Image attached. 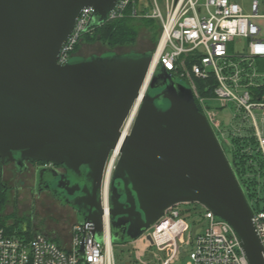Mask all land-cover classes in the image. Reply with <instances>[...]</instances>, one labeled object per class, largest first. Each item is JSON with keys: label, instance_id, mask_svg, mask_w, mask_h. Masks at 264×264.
Listing matches in <instances>:
<instances>
[{"label": "water", "instance_id": "water-1", "mask_svg": "<svg viewBox=\"0 0 264 264\" xmlns=\"http://www.w3.org/2000/svg\"><path fill=\"white\" fill-rule=\"evenodd\" d=\"M118 1L0 0V159L62 165L67 174L39 175H51L62 204L99 241L107 164L155 52L110 51L65 65L58 57L85 7L94 8L93 27ZM227 152L191 86L160 64L112 173V240L132 242L170 206L197 203L231 224L250 264H264L253 208Z\"/></svg>", "mask_w": 264, "mask_h": 264}, {"label": "built area", "instance_id": "built-area-1", "mask_svg": "<svg viewBox=\"0 0 264 264\" xmlns=\"http://www.w3.org/2000/svg\"><path fill=\"white\" fill-rule=\"evenodd\" d=\"M162 2L164 9L159 0H119L106 20L131 16L152 18L160 24V41L154 54L157 59L147 89L162 64L191 86L197 104L221 139H226L227 133L220 131L217 113L209 109L208 102L217 101L221 106L232 102L236 106L233 131L251 130L264 161V9L261 10L260 1L251 0L249 11L238 0ZM93 13L92 6L82 10L60 51L59 64L68 63L84 35L93 32L96 26L88 27ZM198 81L207 82L204 89H210L211 96L200 94ZM140 96L141 91L129 115ZM255 111L262 112V125ZM105 202L102 195L105 210L102 241L93 237L91 224H73L70 243L66 246L44 232L34 231L30 238L22 237L8 233L0 224V264H115L109 197L108 207ZM183 204L191 203L170 206L139 238L131 242L135 245L137 264H149L147 260L156 256L153 253L148 257L146 253L153 245L158 251L168 253L161 255L163 259L159 264H177L186 248H191L187 264H250L229 222L199 204L193 215L196 219L189 223L187 216L191 211ZM252 220L264 249V210H253ZM197 222H204V225ZM186 231L190 233L189 240L182 242Z\"/></svg>", "mask_w": 264, "mask_h": 264}, {"label": "rangeland", "instance_id": "rangeland-1", "mask_svg": "<svg viewBox=\"0 0 264 264\" xmlns=\"http://www.w3.org/2000/svg\"><path fill=\"white\" fill-rule=\"evenodd\" d=\"M238 1L244 4L246 10L249 11L251 0ZM259 1L262 5L261 10L263 11L264 0ZM159 2L164 9L162 0H159ZM138 19L139 25L137 28V38L133 44L118 46L111 49L109 46L99 41L92 44L81 42V47L71 59L87 57L92 54L106 55L109 54L110 51H116L118 53L156 52L160 38L156 35L154 25L152 23L149 25L145 21L143 23V18ZM262 68L264 70V66ZM208 106L212 112L217 113V119L220 121L221 126L220 131H224L228 135L230 130H234L232 119L236 111V106L232 102L228 103L226 106H221L217 101H209ZM255 114L257 115L259 124L262 125V112L255 111ZM131 129L132 127L130 128V131ZM119 157L120 154L116 159L115 165ZM4 169L5 171L2 182L6 186V202L0 220H3L8 228L13 224H16L18 221L19 226L22 225L21 222H27L30 224V230L44 232L49 236L51 235V237H54L63 246L69 245L71 228L73 224L76 223L75 213L71 208L61 206L60 203L54 200L48 193L38 195L32 192L31 188L35 181V171L33 168H30L28 171L21 174L16 172L13 164L6 165ZM249 203L255 206L254 201H250ZM183 206H185V204H183ZM198 206L199 204L196 205V203H191L185 206L186 209L191 211L189 216H187L189 223L196 219L193 215L196 211L195 208H198ZM261 206H264L263 201H261ZM196 224L204 225V222H197ZM10 230L13 232L12 227ZM189 235V231H186L182 236V242L189 240ZM112 243L115 264H137V255L133 243L119 244L115 243L113 240ZM190 251L191 248H186L185 252L181 254V258L177 264H187ZM146 253L148 257H150L151 254L156 253L155 257H150V259L147 260L149 264H159L163 259V257L161 258V255H168L167 252L158 251L154 245L150 247Z\"/></svg>", "mask_w": 264, "mask_h": 264}, {"label": "trees", "instance_id": "trees-1", "mask_svg": "<svg viewBox=\"0 0 264 264\" xmlns=\"http://www.w3.org/2000/svg\"><path fill=\"white\" fill-rule=\"evenodd\" d=\"M142 21L143 23L145 21L149 25L152 23L156 29V35L160 38L161 26L155 19L143 18ZM138 22V18L131 16L106 21L101 25L94 26L95 29L93 32L84 35L81 42L92 44L99 41L109 46L111 49L118 46L131 45L137 38ZM81 42L76 45L74 49L75 54L81 47ZM197 83L201 95H212L210 89H204L207 82L198 81ZM209 83H212V81H209ZM199 109L202 110L200 105ZM221 140L225 142V147L228 150L227 156L248 201L255 202V206L251 205L253 210H264V206H261V201L264 202V161L253 132L248 129L243 130L241 133H235L230 130L226 139ZM5 187L4 183L0 180V217L6 202ZM18 223L19 221L11 226L13 228L12 232L10 230L11 227L8 228L6 223L0 220V224L8 233H15L22 237L25 235L30 238L32 232H34L30 230V224L21 222L22 225L25 224V227H23L22 225L19 226Z\"/></svg>", "mask_w": 264, "mask_h": 264}, {"label": "flooded vegetation", "instance_id": "flooded-vegetation-1", "mask_svg": "<svg viewBox=\"0 0 264 264\" xmlns=\"http://www.w3.org/2000/svg\"><path fill=\"white\" fill-rule=\"evenodd\" d=\"M99 25V24H98ZM96 25V26H98ZM8 164H13L14 168L16 170L17 173L21 174L24 173L26 171H28L30 168H33L35 171V181H34V185L31 188L33 193H36L38 195L42 194V193H48L51 195V197L58 201L60 203L61 206H65V207H69L71 208V210L75 213V217H76V223H78L79 218H78V212L76 209H74L72 206H70L69 204H62V191H58L55 189V187L52 185L51 186V175H48L47 173H43L42 175L40 173L41 170H45V171H51L52 173L55 174H67L65 168L60 165V166H55L52 164H48L45 162H30V161H23V163L21 164V166L17 165V160L13 159L12 161L8 162V163H2L1 159H0V180L2 181L3 177H4V171H5V166ZM111 183V182H110ZM108 197L110 200V185L108 186ZM110 221H111V216H110ZM111 235H112V230H111Z\"/></svg>", "mask_w": 264, "mask_h": 264}, {"label": "bare ground", "instance_id": "bare-ground-1", "mask_svg": "<svg viewBox=\"0 0 264 264\" xmlns=\"http://www.w3.org/2000/svg\"><path fill=\"white\" fill-rule=\"evenodd\" d=\"M156 59H157V55L154 57V59H153L154 61L151 64V70L148 73L146 82L144 83L143 88L141 90V96L138 99L137 103L134 105L129 117L127 118L126 122L124 123V125L122 127L121 141H120L119 145L117 146V148L112 151L109 162L107 164L105 179H104V184H103L104 202L106 201L105 204L107 205V207H108V186L110 185V182H111V177H112V173L114 171L113 169L115 167V162H116L117 157L120 154L121 144L124 141L126 135L129 133L130 128L132 127L133 119L136 116V113L138 111L137 109L139 108V104H140V101L142 99V95L145 93V91L147 89V85H148V82H149L150 77H151V71L155 66Z\"/></svg>", "mask_w": 264, "mask_h": 264}, {"label": "crops", "instance_id": "crops-1", "mask_svg": "<svg viewBox=\"0 0 264 264\" xmlns=\"http://www.w3.org/2000/svg\"><path fill=\"white\" fill-rule=\"evenodd\" d=\"M51 236V235H50ZM52 238H54V237H52ZM55 239V238H54ZM56 240V239H55ZM57 241V240H56ZM58 242V241H57ZM60 243V242H59Z\"/></svg>", "mask_w": 264, "mask_h": 264}]
</instances>
